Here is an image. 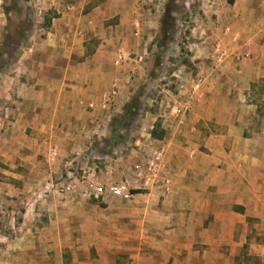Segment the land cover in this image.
<instances>
[{"label": "crops", "instance_id": "0c3cea01", "mask_svg": "<svg viewBox=\"0 0 264 264\" xmlns=\"http://www.w3.org/2000/svg\"><path fill=\"white\" fill-rule=\"evenodd\" d=\"M39 1L43 10L58 12L51 27L21 54V65L0 68V89L7 90L0 104L8 107L0 113V203L29 202L19 224L10 216L0 229V264H65V252L67 264H122L118 256H127V264H250L249 256L264 264V0L198 3L208 18L201 17V32L214 29L204 36L216 43L211 54L228 62L195 77L187 71L196 79L195 95L180 108L184 125L173 118L166 136L149 132L164 155L163 177L136 181L144 193L110 202L117 235L97 247L99 259L89 249L82 255L78 244L57 238L49 244L47 235L52 240L60 227L30 224L39 200L17 195L15 181L33 179L38 162L49 178L53 139L105 134L107 113L128 101V77L119 69L125 51L114 56L115 38L97 28L119 0H101L83 22L79 9L86 1ZM80 24L92 32H78ZM136 151L146 152L144 160L153 153L148 146Z\"/></svg>", "mask_w": 264, "mask_h": 264}, {"label": "rangeland", "instance_id": "374dc122", "mask_svg": "<svg viewBox=\"0 0 264 264\" xmlns=\"http://www.w3.org/2000/svg\"><path fill=\"white\" fill-rule=\"evenodd\" d=\"M60 1L63 4L86 1L84 8L79 9L83 22L101 0ZM201 1L119 0L118 4L111 3L110 18L97 28L108 38H115L109 49L114 56L121 49L125 51V61L119 69L128 77L123 96L128 101L118 107L112 106L107 113L110 119L106 122L105 134H96L91 140L82 138L81 141L62 138L56 143L53 139L52 157L46 159L49 178L38 162L33 179L15 181L17 195L28 196L31 201L39 200L36 210L31 211L30 224L60 227L61 232L53 233L52 240L51 235H47L49 244H54L56 238L65 246L78 244L82 255L84 249H89L91 258L99 259L98 253L103 250L97 247L103 246L107 236L117 233L115 228L110 229V202L131 200L135 192H145L136 181H145L146 171L137 172L135 169L137 164L143 163L146 152L141 154L136 150L148 146L154 151L156 142L149 132L159 138L166 136L165 129L170 128L171 120L174 118L178 122L182 117L176 109L195 95L193 79L196 78H188L187 71L195 77L202 70L227 64L229 57L211 54L216 44L212 38L205 40V34L210 35L214 29L201 32L204 27L201 28L199 21L208 20L198 8ZM41 3L43 1L39 0H0V68L16 60L21 65L18 61L21 54L34 40L45 36L51 27L52 18L58 12L43 10ZM94 18L99 16L94 15ZM82 28L92 32L81 24L78 32ZM22 76H17L18 81ZM0 91V100H6L7 90L2 88ZM258 94L261 93L258 91ZM7 108V105L0 104V113H7ZM160 176L163 177V172ZM92 185L103 186L105 192L95 193ZM112 185H125L132 197L114 195L110 190ZM26 204L29 205L26 199L22 201L18 197L0 203V229L8 228L10 216H14V223L19 224L24 219L22 214ZM125 236L132 237L129 232H125ZM67 255L65 252V264ZM116 259L118 263L128 262L127 256ZM248 261L259 264L256 257L249 256Z\"/></svg>", "mask_w": 264, "mask_h": 264}, {"label": "built area", "instance_id": "2783aa9c", "mask_svg": "<svg viewBox=\"0 0 264 264\" xmlns=\"http://www.w3.org/2000/svg\"><path fill=\"white\" fill-rule=\"evenodd\" d=\"M121 59V56L119 57ZM177 114H181V109H176ZM178 115V116H179ZM161 151V150H160ZM159 150H154L151 155H147L145 160L142 164L136 165V171L137 172H144L146 171L147 180H151L154 178H158L159 174L162 172V165L164 164V155L163 152H160ZM144 171H141L143 170ZM93 190L97 194H103L105 192V188L103 186H95L92 185ZM110 190L113 192L116 196H122L124 198H131L132 193L127 190V187L125 185H112Z\"/></svg>", "mask_w": 264, "mask_h": 264}, {"label": "trees", "instance_id": "16d2710c", "mask_svg": "<svg viewBox=\"0 0 264 264\" xmlns=\"http://www.w3.org/2000/svg\"><path fill=\"white\" fill-rule=\"evenodd\" d=\"M171 8H172V7H171ZM171 8H170V9H171ZM171 10L173 11V8H172ZM154 136H155L156 138H159V137H158V136H156V135H154Z\"/></svg>", "mask_w": 264, "mask_h": 264}]
</instances>
